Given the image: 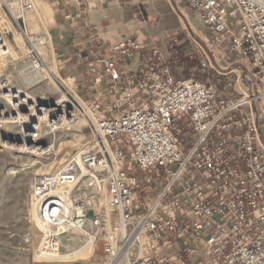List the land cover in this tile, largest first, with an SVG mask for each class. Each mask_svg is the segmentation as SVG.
<instances>
[{"label":"built area","instance_id":"built-area-1","mask_svg":"<svg viewBox=\"0 0 264 264\" xmlns=\"http://www.w3.org/2000/svg\"><path fill=\"white\" fill-rule=\"evenodd\" d=\"M16 1L24 68L51 71L37 50L49 42L26 29L28 0ZM172 5L204 31L198 41L187 30L188 55L207 77L197 79L194 68L180 75L179 49L146 55L125 36L86 59L84 98L63 93L59 114L45 121L51 137L79 116L83 142L55 174L34 180L38 218L52 229L91 233L105 264H264V0ZM6 33L0 28V57ZM41 97L22 103L35 106ZM10 120L20 119L12 111Z\"/></svg>","mask_w":264,"mask_h":264},{"label":"bare ground","instance_id":"bare-ground-1","mask_svg":"<svg viewBox=\"0 0 264 264\" xmlns=\"http://www.w3.org/2000/svg\"><path fill=\"white\" fill-rule=\"evenodd\" d=\"M5 1L9 3L11 11L14 12L17 17H20L22 15L16 0ZM28 3L30 8L27 10L25 15L23 14L25 22L30 28H38V30L40 29V32L43 33L44 31L48 33V29L46 28V26L48 25L50 19H52L50 8L41 0H28ZM10 21L11 20H9L6 12L2 10L0 12V28L2 30L7 29L8 31H13V27ZM190 26L195 32V27L192 24H190ZM43 34L44 36L46 35L45 33ZM49 38L50 36H45V40L47 42H50V40H48ZM17 42L21 50L24 51V39L22 38L21 42L17 40ZM5 46L6 48L4 51V55H1L0 57V69L5 63L13 60V57H15V51L12 45H10V43H6ZM41 49V51L46 52L44 48ZM48 61L50 60L48 59ZM51 61H53L51 62L53 63V65H51V70H54V72L57 74L56 60L51 57ZM238 62L244 64V61L242 60H239ZM24 67L25 65H22L19 68L15 69V71L11 70L7 75L4 74L3 78L0 77V165L2 166L0 167V185L1 187L3 186L2 184L5 180L4 177H7L9 181L11 179V176H14L12 179H14L15 185L16 183H19V187L17 188H14L15 185L13 182V184L10 182L7 183L8 185L6 184L5 189L8 191V196L10 193L13 194L14 192L24 194L26 189H28V176L31 179V176L37 178L41 175L55 174L68 159V157L79 148V142L82 138L80 128L83 124V121L79 116L76 117V121L69 125L68 128L59 130L58 127V131L54 134V136H48V133H46L45 121L49 116L59 114L61 102H64L66 99L63 95H61L53 80L50 79V81L44 82L47 78L49 79V76L46 77V74L44 73L28 71ZM234 71L239 72V69L234 68ZM72 80L73 79L71 77L64 82L68 88L72 87ZM38 84L40 85L36 88L35 85ZM44 85H48V91L50 89L53 92V97L56 99L55 104H53L52 101L47 100V96L43 97L45 93L43 94L42 87H44ZM33 87L35 88L33 89ZM13 89L16 90L17 94L10 97L8 93ZM34 92V96H31L30 93ZM19 94L25 95V99L23 100H31L39 95L42 97L41 101H38L35 106H30L27 102L26 107V105L22 103L23 100L21 99ZM75 97L77 99H80L77 96ZM43 98H46V100H44ZM262 98L264 100V95L262 96ZM12 111L17 114L18 118L20 119L19 121L10 120ZM63 150H66L65 153L61 155V157H57V155ZM9 158L20 162V165L28 162L26 164H29L28 167L30 169H23V173H18L19 171L17 170H11V167H9V165H6L7 159ZM15 163L19 164L17 162ZM2 190L4 189L2 188ZM5 195L7 196V194ZM12 203L13 201H4L2 206L5 210H0L1 216L4 215V218H9L15 217L17 215V209L13 206ZM23 208L25 209V218H23V222L27 226L28 224L30 225L29 230L32 231L33 236L37 237L35 239V243L39 240V238H41L42 240L47 239V245H45V242L41 241V255L35 254L31 259L32 261H30L31 263L43 262L40 258H48L52 261L45 262L68 264H105L103 261H98L99 258L96 253L98 246L93 240L91 233H79L75 231L72 232L69 228L52 229L50 227H47L38 218L37 205L32 195H29L25 199ZM14 228L15 227L11 226V224L8 227V229L12 231L14 230ZM6 239L8 238L5 236L4 240ZM65 241H67V243L69 242L68 245H64L65 247L63 245L62 247H59V244ZM55 242L58 245L57 248L53 246ZM50 243H52V248H50ZM33 244L34 242L31 243V245Z\"/></svg>","mask_w":264,"mask_h":264},{"label":"crops","instance_id":"crops-1","mask_svg":"<svg viewBox=\"0 0 264 264\" xmlns=\"http://www.w3.org/2000/svg\"><path fill=\"white\" fill-rule=\"evenodd\" d=\"M42 1L51 10V48L65 73L75 69L79 57L95 58L125 36L135 39L146 55L153 49L168 55L177 48L182 63L180 75L188 77L189 69L194 68L197 79L207 77L198 67L197 58H189L194 47L182 15L173 11L170 0H84L82 4L80 0ZM137 55L133 52L129 59L131 69L136 68ZM261 127L264 136V120Z\"/></svg>","mask_w":264,"mask_h":264},{"label":"rangeland","instance_id":"rangeland-1","mask_svg":"<svg viewBox=\"0 0 264 264\" xmlns=\"http://www.w3.org/2000/svg\"><path fill=\"white\" fill-rule=\"evenodd\" d=\"M0 4H1L0 12L2 10L6 12L9 20H11L10 22H11L12 27H13V31H8L7 29L5 30L7 32L6 35H5L6 36L5 37V40H6V43H10V45H12V47H13V49L15 51V57H13V60L5 63L3 65V67H2L4 69H2V68L0 69V77L3 78L4 74L7 75L11 70L12 71H15V69H17L20 66H22V65L25 64V59H24L25 56L24 55H25L26 50H27V48H26L27 44H26V40H25L23 34L21 33V30L23 29V23H22L21 19L19 21V24L16 21L13 20V16L11 14V12H12L11 11V7L9 6V3L8 2H6L5 0H0ZM173 8H174V6H173ZM173 11L177 14V11L175 10V8L173 9ZM179 12H181V14H183L184 16H186L188 18L189 26H190V24H192L195 27V32L198 35L194 31L193 32L197 36L203 37V35H204L203 29L201 28V26L195 20H192L190 18V15L187 13V10L184 9V8L183 9L180 8ZM12 13L14 14V12H12ZM24 24L26 26V29L28 31H30V32L40 31V29L38 30V28L37 29L30 28L26 22ZM181 24H182V22H181ZM48 27H49V23L46 26V28L48 29ZM190 28H191V26H190ZM184 29H185L186 33L188 34L187 27L184 26ZM19 33H20L21 36L19 35ZM43 33L46 34L45 36H49L50 35L49 32L47 33V32H44L43 31ZM22 38L25 41V50L24 51L21 50V48H20V46H19V44L17 42V40L19 42H21L22 41ZM48 40H50V38ZM37 47H38L37 50L42 54V56L44 58V61H45L46 65L48 66L49 70H51V65H53V63H51V62H53V61H51V57L54 58V59H56V56L54 54V51L51 48V42H49L48 44H45V45L44 44L43 45H38ZM41 48H44L46 52L41 51L42 50ZM48 59L50 61H48ZM86 59H88V58L79 57L78 58V61L74 63L75 64V69H73L72 71H68L66 73H65V68H63L62 67V64L59 63V61H57L56 62L57 74L54 72V70H51L50 72L47 71L44 74H46V77L49 76V79L47 78L48 80L46 79L44 82L50 81V79L53 80V82H55L54 83L55 86H57V88H59V90H60L59 92L61 93V95L64 93V94L67 95L68 98H71L72 99L73 96L80 97L81 99L84 98V95L86 93V87H85L84 82L82 80H80V79L83 78V77H81V75H83V69H84V67H81V66L85 64ZM242 61H244L246 63V61H245L244 58H242ZM54 73H55L56 76L53 75ZM71 77L73 79L72 80V87L71 88H68L65 85L64 82L67 79L71 78ZM184 77H187V75H184ZM39 85L40 84L36 85V88ZM46 87H47V90H46ZM34 88L35 87H33V89ZM42 88H43L42 89L43 94L45 93L46 96L49 95V98L50 97L51 98L53 97V92L50 89H49L50 92L48 91V85H46V86L44 85V87H42ZM45 91H47V92H45ZM30 94H35V92L34 93H30ZM263 102H264V100L258 101L259 106L263 105ZM82 139H83V134H82V138L80 139L79 146L83 142ZM65 151L66 150H63L62 152H60L57 155V157H61V155H63L65 153ZM15 162H17L19 164H16ZM26 163H28V162H25V164L20 165V162L14 160L12 158H9V159H7L6 165L7 166L9 165V167H11L10 169L13 170V171H16L17 170V171H19L18 173H21V172L23 173V169L24 170L30 169L28 167L29 164L27 165ZM0 167H2V166L0 165ZM13 167H14V169H13ZM0 173H1V170H0ZM13 177L11 176V179L9 181H8V178L7 177L6 178L4 177V179H5L4 182L5 183L3 182V184H2L4 187L3 186L1 187V185H0V189L1 190H2V188L4 189V190H2L3 192L0 190V202H1V204H0V208L1 209L0 210H2V211L5 210L2 205H3L4 201H7V200H9L10 202L13 201L12 204L17 209V215L15 217H9V218L6 217V218H4L5 216L4 215L1 216V214H0V228H1L0 229V264H68V263L45 262V261H52L51 259H48V258H40L41 261H43V262H39V263L38 262L37 263H31L30 262V261H32L31 259H32V257L35 254L36 255H41V252L40 251H42L41 248H40L41 238H39V240L36 241V243H35V239L37 237L36 236H33L32 231L29 230L30 225L28 224V226H29L28 227L23 222L24 221L23 218H25V209L23 208V204L25 202V199L29 195L31 196V187H32V184H33V182H34V180H35L36 177L31 176V179H30L29 176H28V179H29L28 182H27L28 183V189H26V191H25L26 193L24 192V194H22V193L20 194L19 192H17V193L14 192L13 194L10 193L9 196H8V191L5 189V187H6V184L8 182H10V183L13 182L14 185H15V181H14V179H12ZM18 185H19V183H16V185L14 186V188L19 187ZM155 193H156V191L155 190H152L150 192V194H149V198L153 197ZM5 194H7V196ZM10 224H11V226H14L15 227L13 231L10 230V229H8V227L10 226ZM8 231H9V233H8ZM5 236L8 239L4 240V237ZM66 239H69V238H66ZM10 242H11V244H10ZM33 242H34V244L31 245V243H33ZM68 243L67 242H62L61 245H63V246L64 245H68ZM97 246H98V248L96 250V253H97L98 258H99L98 261L100 262V261H103L102 260L103 252H102L101 243L98 242L97 243ZM8 247L9 248L11 247V248L9 249ZM70 264H72V263H70Z\"/></svg>","mask_w":264,"mask_h":264},{"label":"water","instance_id":"water-1","mask_svg":"<svg viewBox=\"0 0 264 264\" xmlns=\"http://www.w3.org/2000/svg\"><path fill=\"white\" fill-rule=\"evenodd\" d=\"M170 1H171L172 4H174V0H170ZM175 9H176V11H177L178 13H180L176 7H175ZM180 14H181V13H180ZM181 15H182V14H181ZM182 18H183L184 24H185V26L187 27V29H188V31L190 32V34H191L194 38H196V39L199 41V39L197 38V36L192 32V30H191V28H190V26H189L188 21L186 20V18H185L183 15H182ZM248 85H249V84H248ZM259 135H260V137L264 140V137H263V135H262V131H261L260 127H259ZM87 215H88L89 217H92V216H93L91 211H88Z\"/></svg>","mask_w":264,"mask_h":264}]
</instances>
